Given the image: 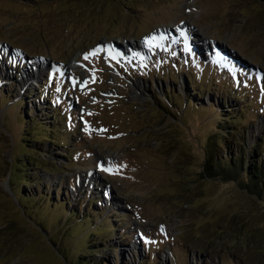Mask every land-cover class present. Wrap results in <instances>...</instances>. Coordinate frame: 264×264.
Instances as JSON below:
<instances>
[{
	"label": "rangeland",
	"instance_id": "1",
	"mask_svg": "<svg viewBox=\"0 0 264 264\" xmlns=\"http://www.w3.org/2000/svg\"><path fill=\"white\" fill-rule=\"evenodd\" d=\"M0 81V264H68L47 238L65 216L67 252L86 243L111 264H264V201L197 173L218 126L229 152L264 130V0H0ZM190 86L188 102L217 106L213 130L210 109L179 102ZM15 96L40 119L53 108L51 124L22 122ZM23 127L47 140L25 168L42 192L28 215L12 201ZM80 197L95 205L79 206L84 223Z\"/></svg>",
	"mask_w": 264,
	"mask_h": 264
},
{
	"label": "trees",
	"instance_id": "2",
	"mask_svg": "<svg viewBox=\"0 0 264 264\" xmlns=\"http://www.w3.org/2000/svg\"><path fill=\"white\" fill-rule=\"evenodd\" d=\"M182 52H183V50H182ZM188 59H190L189 56L185 55V59L182 56V60H179L180 61L179 63L186 65ZM192 60H193V58H191V62H192ZM173 61H175V59H173ZM204 62H205V60H202V63H204ZM182 72H183V70H182ZM30 73L34 74L32 71H30ZM187 75H188V73H186V72L182 73V76H184V78L188 77ZM4 83H6V82H4ZM189 90H192V91H189L188 97L186 95L179 96L180 97L179 102L183 98V100L185 99V102H187V104H189V105H187L188 108L189 107L197 108V107L201 106L204 109L206 107L208 109H210L209 113H212L211 122L210 121H207V122H209L211 124V130H213V128H214L213 122L216 121V118H215L216 114L218 115L217 106L215 104H213L211 101L206 102L205 104L197 103L194 100L193 101L191 100L192 103H191V101L188 102V99L191 98L190 96H194L195 99L197 98V100L201 97L200 95H198L199 88L194 87V86L193 87L190 86ZM0 93H3L4 96L5 95L8 96L1 88H0ZM8 97H10V96H8ZM19 98H17V96H15V98H11V100L18 99V101L15 102L16 103V110H17L18 115L20 116L22 122L25 121L24 118H22V117H27V119H30V117H33L36 120L40 121V123L42 122V123H46L48 125L51 124V120L54 116L51 113L53 108H51V111H49V113L51 114V116L49 117V121L44 120V119H40L41 117H39V115L35 113L34 109H36V107L34 106V104H31L29 106V104L34 101V98L29 97V99L28 98H27V100L25 99L20 104H19ZM20 100H21V98H20ZM53 101H54V99H53ZM46 103L47 104L49 103V99L46 101ZM57 103H58L57 109H59L60 103L59 102H57ZM30 109L34 110V112H32L33 114H31L29 112ZM57 113L60 114L61 112L57 111ZM60 115H62V113ZM47 116H49V114H45V117H47ZM57 116L58 115H55V117H57ZM229 116L230 115L228 113H226V114L221 115L220 118L226 120V118ZM55 117H54V119H55ZM216 131H217L216 136L210 135L207 137V135H206L207 139H205L204 142L200 145L201 155H200V162H199L197 173L200 176H205V177H210V178L221 177L223 179L233 180L234 183H236L246 193L251 194L254 198H258V199H261L264 201V159L263 160L260 159L261 160L260 161L259 158L252 157V155H251L257 151V147L261 144L260 139H264V130L260 131V135H259V133L255 134V137L256 136L257 137L255 139H253L254 141L252 140V142H254V143H252L253 145L251 144V146L249 148H247V146H246L247 150L246 151L243 150L242 152L239 151V148H235L232 152H229L226 149V144H228L229 142L226 141L227 139L221 138L223 136L221 131H223V130H221V128L218 126V129H216ZM21 133H22V136L25 133V137H23L21 139L23 147L26 149V152L28 154H31V155H30V157L23 155L22 158H19L17 156L13 159L14 162L17 163V165H18V166L14 167V170L16 172L15 177L20 181L18 184L19 194L23 195L24 198L22 200H20L19 198H16L14 200V198H13L12 201L14 202V205L18 206V211L20 212V214L23 215L25 213L28 215L27 208L29 205L25 201L30 199L33 202L34 199H36L34 196L42 198V192L35 190L34 185H33V187L31 185L30 188H28V187L25 188V186H27L26 182H29L31 180L34 181L33 178H28V175H27L28 169L25 170V168L29 167L30 165L36 166L35 163H36V160L38 161V159L34 160L31 157V156H33L32 153L36 151L37 146H40V144L44 143V140L45 141H47V140L43 137L45 134L38 133L37 139H32V142H29L31 139L26 136V132H25L24 127H23V131ZM48 141H50V139H48ZM59 141L60 140L58 138H56V142H59ZM224 141L226 142L225 144H224ZM230 142H232V141L230 140ZM51 144L53 145L55 143L51 142ZM221 144H222V146H221ZM27 147H29V148H27ZM220 149H221V151H220ZM251 149H253L252 153H250ZM27 153H25V154H27ZM246 154H249L252 158L251 157L246 158ZM16 158H19V161H17ZM260 163H261V165H260ZM7 165H8L7 166V170H8L9 163ZM10 175H11V171L8 170L7 175H6V182L8 183L7 184L8 186H9ZM27 195H32V197L27 196ZM88 195H90L89 192H88ZM52 201H54V200H52ZM88 201L91 202L92 209H95V207H94L95 205H94L92 199H86V201H83V200H81V197H80V199H78L76 201L77 205L74 208L73 216H77V215H78V217H80V215L83 216L82 223H84V221H86L85 220V217H86L85 211H84L83 207H81L79 209V211H78V208L81 204H83L81 206L85 207V204H87ZM30 204H31V202H30ZM97 211H99V210H97ZM105 211H107V210H105ZM33 216H34L33 214H29V217L31 219L35 220L37 223H39L41 225V229L46 231V228L44 225H42V222L40 223V221L37 220L36 218H34ZM65 218H66V216L63 217L60 221H57L58 222L57 225L55 224V228L57 229L58 233L55 234L56 233L55 232V233H53V235L50 233V236L47 237L49 240V243H52L55 246L57 253H59L63 258H66V256L69 257L68 258L69 260L67 261L68 264H111V263H109V261L105 257H101V256L98 258L94 257V255H92V253H91V250H93V249H91L89 247V245L88 246L85 245L86 243L83 244V247L79 248L77 251L74 250L72 252H67L68 245H69L67 243L68 242L67 238H69L68 234L70 232H72L73 230H75V228L71 226L72 225V222H70L71 219L67 220ZM74 218H77V217H74ZM101 218H104V216L102 215ZM96 228L97 227H95V229ZM21 230H23V229H21ZM94 230L91 233L89 232L90 234H92V237H91L92 240H90V241H93V240L94 241H102V240L105 241L106 240L105 238L101 239V237L97 236L94 233ZM52 231L54 232V229L51 231L49 230V232H52ZM74 233H76V232L74 231ZM86 235H87V233L85 235H83V233H80V236H78V237L76 236L75 237V244L78 243L79 241H81L82 238ZM29 236H30V234H29ZM25 238H27V237H25ZM63 238H65L64 243L62 242ZM31 240H34V239L31 237ZM66 243H67V245H66ZM87 252H89L88 256L86 255ZM71 254H72V256H71ZM137 262H136V264H137ZM115 264H116V261H115ZM231 264H235V263L231 262Z\"/></svg>",
	"mask_w": 264,
	"mask_h": 264
},
{
	"label": "snow or ice",
	"instance_id": "3",
	"mask_svg": "<svg viewBox=\"0 0 264 264\" xmlns=\"http://www.w3.org/2000/svg\"><path fill=\"white\" fill-rule=\"evenodd\" d=\"M182 35H183V33H182ZM100 50H101V48H100V46H98L96 49H93L91 52L86 53L84 55V59H88V57L91 55H96ZM85 130H88V129L86 128ZM102 170L110 171L111 169L110 168H103ZM161 231H163V225H161Z\"/></svg>",
	"mask_w": 264,
	"mask_h": 264
},
{
	"label": "bare ground",
	"instance_id": "4",
	"mask_svg": "<svg viewBox=\"0 0 264 264\" xmlns=\"http://www.w3.org/2000/svg\"><path fill=\"white\" fill-rule=\"evenodd\" d=\"M166 27H167V26H166ZM179 27H181L182 30H184V29L186 30V29H187L186 27H182V26H179ZM181 29H180V30H181ZM178 31H179V30H178ZM130 45H131V46H134L135 44L131 43ZM75 60H76V59H75ZM75 60H74V61H75ZM72 61H73V59H72ZM75 62H76V61H75ZM32 63H36V62L32 60ZM32 63H31V64H32ZM72 64H73V62H72ZM31 66H32V65H31ZM38 69H39V68H38Z\"/></svg>",
	"mask_w": 264,
	"mask_h": 264
}]
</instances>
